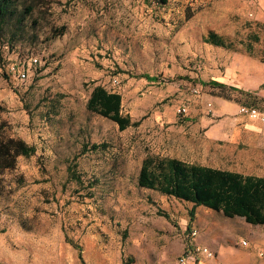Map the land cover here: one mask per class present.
<instances>
[{
  "label": "rangeland",
  "instance_id": "374dc122",
  "mask_svg": "<svg viewBox=\"0 0 264 264\" xmlns=\"http://www.w3.org/2000/svg\"><path fill=\"white\" fill-rule=\"evenodd\" d=\"M263 51L264 0H12L0 16V145L36 150L3 154L14 164H0V264H180L193 230L216 254L207 264H264L263 225L138 182L149 155L264 176V134L239 111L253 91L235 78ZM30 56L25 81L7 74ZM98 85L137 124L88 110Z\"/></svg>",
  "mask_w": 264,
  "mask_h": 264
},
{
  "label": "trees",
  "instance_id": "16d2710c",
  "mask_svg": "<svg viewBox=\"0 0 264 264\" xmlns=\"http://www.w3.org/2000/svg\"><path fill=\"white\" fill-rule=\"evenodd\" d=\"M11 2L12 0H0V16L6 14ZM206 40L227 49L234 48L231 44H226L224 38L216 33H209ZM259 41V33H250L249 40L244 43L246 52L251 56H256L253 44ZM259 60L264 63V51ZM146 78L148 80L157 79L149 76ZM203 83L214 88L241 90L217 80ZM246 95L250 105L257 106L264 101L253 92L248 91ZM121 103L120 93L111 92L104 86L98 85L93 87L86 106L88 110L110 118L111 121L118 124L121 130H124L137 122H132L130 116L122 113ZM9 143V145L5 143L0 145V164L2 166L8 167L14 164L10 159L5 161L3 154L9 153L12 157L19 155L29 157L35 154L36 147L30 146L22 140L11 138ZM92 146L94 150L99 148L97 144ZM69 172L73 173V169L71 168ZM138 182L141 187L155 189L177 199L189 201L194 206L204 205L207 208L221 211L225 216L243 217L248 223L264 226V176L223 170V168L190 163L174 157L163 158L158 155H149L143 161ZM191 215L194 218V210L191 211ZM76 247H78L80 258H82L81 247L77 245ZM195 264L199 263L195 262Z\"/></svg>",
  "mask_w": 264,
  "mask_h": 264
},
{
  "label": "built area",
  "instance_id": "2783aa9c",
  "mask_svg": "<svg viewBox=\"0 0 264 264\" xmlns=\"http://www.w3.org/2000/svg\"><path fill=\"white\" fill-rule=\"evenodd\" d=\"M39 60L37 57H29L28 60H20L14 62L7 68V74L9 76H14L19 81H25L30 74V70L33 66L37 65ZM241 114L249 116L251 119L256 120L264 124V111L257 109L255 106H241L239 107ZM198 235L197 230H193L189 235L190 246L187 251L179 257L180 264H195L199 263V258L203 256L207 259H213L216 257L214 251L204 245H199L196 243V236ZM246 244V242H243ZM194 255V260L189 258V255ZM216 264H223L220 261H217Z\"/></svg>",
  "mask_w": 264,
  "mask_h": 264
},
{
  "label": "crops",
  "instance_id": "0c3cea01",
  "mask_svg": "<svg viewBox=\"0 0 264 264\" xmlns=\"http://www.w3.org/2000/svg\"><path fill=\"white\" fill-rule=\"evenodd\" d=\"M241 74L236 76L237 82H239L241 87L247 90H252L258 95L264 97V89L260 88L259 84H262L264 81V74H261V71L264 73V63L258 60H248L246 64L240 67ZM260 90V91H259ZM256 121V120H253ZM258 123V124H256ZM256 123H251L250 128H247L250 132H257L258 134H264V124L256 121ZM203 256L199 258V264H207L209 260H205ZM205 260V262H204Z\"/></svg>",
  "mask_w": 264,
  "mask_h": 264
}]
</instances>
